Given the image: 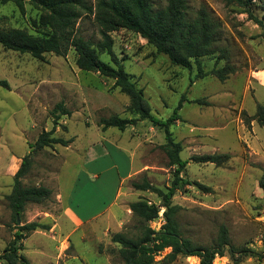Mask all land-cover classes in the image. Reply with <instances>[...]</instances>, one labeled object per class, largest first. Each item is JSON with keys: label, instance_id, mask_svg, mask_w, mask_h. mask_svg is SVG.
I'll use <instances>...</instances> for the list:
<instances>
[{"label": "rangeland", "instance_id": "374dc122", "mask_svg": "<svg viewBox=\"0 0 264 264\" xmlns=\"http://www.w3.org/2000/svg\"><path fill=\"white\" fill-rule=\"evenodd\" d=\"M165 1L154 0V7L163 8ZM200 5L221 22L218 51L200 62L204 71L231 65L235 71L224 81L213 75L196 77L193 63L190 69L171 65L131 30L109 33L112 50L142 90L154 118L167 120L185 100L176 110L179 120L169 131L182 146L181 160L187 161L181 176L208 190L189 185L175 191L171 202L179 207L175 221L181 236L194 245L214 248L224 226L228 246L244 253L230 255L226 247L212 264H264V197L258 185L264 169V125L252 121L248 130L240 117L242 111L251 116L256 105L264 106V28L221 0H188V14L192 16ZM249 8L264 24V0H252ZM43 14L28 2L22 13L8 2L0 6V26L39 35L47 31L39 25ZM76 27L83 39L100 40L92 14H82ZM220 49L227 50L226 59L217 58ZM95 51L101 61L110 63L106 54ZM75 60L73 48L64 56L46 53L38 60L0 46V79L9 84V90L0 87V255L12 242L17 226L47 222L49 230L37 229L17 243L18 253L28 264H123L119 245L111 237L115 233L137 237L139 221L128 204L142 199L158 206V217L148 226L157 231L163 223L160 199L133 189L131 183L146 179L165 191L173 167L159 148L164 133L149 120L124 131H101L99 116L132 117L125 111L128 97L112 89V79L80 70ZM58 104L69 115L56 119ZM50 130L54 137L73 140L65 147L55 144L32 154L31 169L22 184L47 187L51 196L42 204H27L14 222L5 199L13 175L38 135ZM212 153H227L230 160L221 166L190 160L193 155ZM99 210L95 218L85 219ZM70 211L82 222H70ZM168 252L154 256V264H199L194 256L163 263Z\"/></svg>", "mask_w": 264, "mask_h": 264}, {"label": "trees", "instance_id": "16d2710c", "mask_svg": "<svg viewBox=\"0 0 264 264\" xmlns=\"http://www.w3.org/2000/svg\"><path fill=\"white\" fill-rule=\"evenodd\" d=\"M221 1L226 5L240 8L242 13H246L256 24L264 28L262 21L250 11L249 5L252 0ZM8 2L14 4L21 13L26 2L43 11L39 25L47 31L39 35H31L23 29H6L0 26V46L6 50L27 53L38 60H43L46 53L64 56L70 48H73L76 53L75 64L80 70L97 72L102 77L112 79V89H118L128 97L125 111L132 117L121 118L114 113L109 116H99L97 126L101 131L108 128L124 131L128 126L135 125L139 121L149 120L164 133V143L159 148L164 152L168 165L173 167L170 186L163 191L151 185L146 179L131 183L133 189L153 193L160 199V207L164 208L163 223L157 231L148 226L149 222L152 223L158 217V206L148 204L142 199L128 204L131 214L139 221L137 237L132 239L121 233H115L111 237V241L119 245L123 264H154V256L165 249H169V252L163 256V263L172 262L178 256H194L199 259V264H212L216 255L223 256L226 247L230 255L234 252L244 253L243 250L237 251L228 246L227 229L224 226L219 228L217 247L214 248L194 245L189 239L181 236L175 221L179 207L171 202L175 191L189 185L200 190H208L200 183L188 181L181 176L187 161L181 160L179 154L182 146L180 142L174 140L169 131L170 125L179 120L176 110L185 100L184 98L180 100L177 109L167 120L154 118L142 90L135 86L131 75L124 71L120 59L114 54L112 39L109 36L110 32L117 29L131 30L145 39L154 48L155 53L166 56L171 65L190 69L193 63L197 70L196 77L213 75L219 81H224L235 71L231 65L225 64L220 68L204 71L200 62V58L218 51L216 45L221 29L220 20L204 5H200L190 16L188 0H166L165 6L160 9L154 7V0H95L93 4H88L86 0H0V6ZM82 14H92L99 27L100 40L96 43L78 35L76 24ZM95 50L106 54L110 63L101 61ZM219 52L217 58H227L226 49H220ZM0 87L9 90L6 80L0 79ZM55 108L60 111L56 119L59 115H69V111L64 109L62 104L56 105ZM240 117L248 130L252 121L264 125V106L256 105V110L251 116L242 111ZM62 128L65 130V127ZM52 133L53 130H50L38 135L31 146L32 151L22 157L13 175L11 190L5 199L14 222L20 217L27 204H42L51 196L49 188L41 185L25 186L22 184V179L31 169L32 154L35 151L55 144L65 147L73 140V138L54 137ZM190 160L193 163L221 166L230 160V155L227 153L193 155ZM258 185L264 197V169ZM49 228L47 224L38 222L17 226L12 242L0 255L2 264H28L27 259L18 253L21 248L17 243L30 232L37 229L49 230Z\"/></svg>", "mask_w": 264, "mask_h": 264}, {"label": "crops", "instance_id": "0c3cea01", "mask_svg": "<svg viewBox=\"0 0 264 264\" xmlns=\"http://www.w3.org/2000/svg\"><path fill=\"white\" fill-rule=\"evenodd\" d=\"M108 129H109V128H108ZM105 131H106V130H105ZM105 131H102V132H105ZM114 147H115V146H114ZM116 148L119 149V150H121L122 147L117 146ZM122 149H123V148H122ZM127 166H128V165H127ZM126 169H127V168H126ZM127 170H128V169H127ZM127 170H126V171H127ZM123 175H124V174H123ZM100 211H101V210H99V211L96 212L95 214H87V215L85 216V219L88 220V219H93V218H95L96 216H98V215L100 214ZM70 213L73 215V218L71 219L70 222L75 223V224L78 223V221H79V222H82L83 219H80L78 216H76V214H74V213L71 212V211H70ZM63 217H64V216H63ZM65 218H66V217H65ZM68 218H69V217H68ZM46 224L50 227L49 223L46 222ZM49 229H50V228H49ZM190 258H191V257H190ZM192 258H193V257H192ZM194 258L198 259L197 257H194Z\"/></svg>", "mask_w": 264, "mask_h": 264}, {"label": "water", "instance_id": "95a60500", "mask_svg": "<svg viewBox=\"0 0 264 264\" xmlns=\"http://www.w3.org/2000/svg\"><path fill=\"white\" fill-rule=\"evenodd\" d=\"M17 222H18V220H17Z\"/></svg>", "mask_w": 264, "mask_h": 264}]
</instances>
